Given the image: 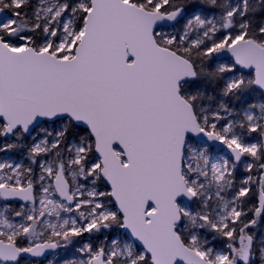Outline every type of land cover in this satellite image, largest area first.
<instances>
[{
	"label": "snow or ice",
	"instance_id": "6c2138e0",
	"mask_svg": "<svg viewBox=\"0 0 264 264\" xmlns=\"http://www.w3.org/2000/svg\"><path fill=\"white\" fill-rule=\"evenodd\" d=\"M0 264H264V0H0Z\"/></svg>",
	"mask_w": 264,
	"mask_h": 264
}]
</instances>
